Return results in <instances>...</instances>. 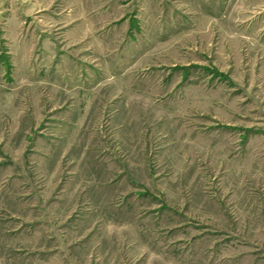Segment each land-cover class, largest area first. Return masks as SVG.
<instances>
[{"label": "rangeland", "instance_id": "rangeland-1", "mask_svg": "<svg viewBox=\"0 0 264 264\" xmlns=\"http://www.w3.org/2000/svg\"><path fill=\"white\" fill-rule=\"evenodd\" d=\"M0 264H264V0H0Z\"/></svg>", "mask_w": 264, "mask_h": 264}]
</instances>
